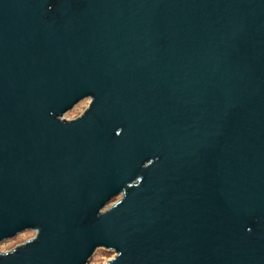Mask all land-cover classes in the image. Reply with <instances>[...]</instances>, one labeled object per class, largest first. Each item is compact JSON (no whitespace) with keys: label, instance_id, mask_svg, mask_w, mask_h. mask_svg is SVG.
<instances>
[{"label":"water","instance_id":"1","mask_svg":"<svg viewBox=\"0 0 264 264\" xmlns=\"http://www.w3.org/2000/svg\"><path fill=\"white\" fill-rule=\"evenodd\" d=\"M26 230L0 264H264V0H0V242Z\"/></svg>","mask_w":264,"mask_h":264},{"label":"rangeland","instance_id":"2","mask_svg":"<svg viewBox=\"0 0 264 264\" xmlns=\"http://www.w3.org/2000/svg\"><path fill=\"white\" fill-rule=\"evenodd\" d=\"M90 99H84L76 104L70 111L66 112L63 116V120H74L83 114L89 105ZM120 196L116 197L111 204L107 207H110L112 204L118 202ZM35 237V232L26 230L23 231L11 239L4 240L0 242V253H8L16 249L17 247L23 245L24 243L32 240ZM115 256V253L111 250H105L98 248L94 251L93 255L89 258L86 264H104L105 261L110 260Z\"/></svg>","mask_w":264,"mask_h":264}]
</instances>
